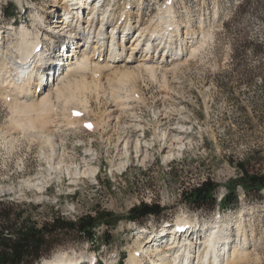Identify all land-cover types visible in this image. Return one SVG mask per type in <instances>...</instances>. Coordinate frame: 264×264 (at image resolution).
<instances>
[{
  "label": "rangeland",
  "instance_id": "374dc122",
  "mask_svg": "<svg viewBox=\"0 0 264 264\" xmlns=\"http://www.w3.org/2000/svg\"><path fill=\"white\" fill-rule=\"evenodd\" d=\"M61 1L0 0V36H10L9 31L18 34L25 27L36 42L45 34L47 41L42 53L58 49L64 34L61 37L60 33L47 31L42 20L47 24L48 18L53 16L48 13L50 6L56 2L61 6ZM167 1L105 0L111 12L108 14L105 8L101 11H107L112 24L129 14V25L135 28L137 22L140 28L149 29L151 23H158V14ZM172 1L173 20L190 32L183 37L187 48L201 42L194 54L180 56L173 67L161 65L154 69V75L144 68L133 70L135 73L125 71L123 74L119 69L103 72L96 78L100 83L98 88L92 89L94 92L84 89L85 93H81L82 89L78 88L79 94L72 86L71 90L76 92L71 94L65 88L57 99L51 98L52 103L44 107V113H41L43 106L41 111L35 106L39 111L35 108L21 112L20 104H17V113L15 102L0 92V200L38 206L35 218L40 221L53 213L73 220L93 214L96 209L111 212L117 220L114 229L107 233L110 245L103 242L107 239L102 237L106 229L100 228L93 243H67L46 259L53 258L57 252L75 251L94 255L96 264H127L130 254L137 251L138 236L144 240L139 247L153 241L152 249L164 247L173 241L169 239L178 237V245L188 238L201 239L190 253L182 248L181 254L186 257L175 258L176 264H196V249L201 246L202 252L203 240L207 237L213 239L215 250L210 255H216L220 234L218 222H224L235 234L244 231L247 244L241 248H246L245 264H264V190L259 198H248L237 187L238 206L223 212L217 209L210 213L193 211L182 198L183 192L205 180L217 184L219 196L226 191L229 182L239 177L241 168L249 173L264 174V80L260 75L246 78L240 74L257 71L263 60H255L247 51L245 66L239 68L231 58L236 40L264 43V0H244L247 2L244 6L243 0ZM58 10L60 12V8ZM5 11L12 12V16H5ZM138 11L139 16H134ZM123 25L124 22L121 27ZM132 27L129 29L135 32ZM116 32L115 49L118 51L120 42L124 45L129 37L123 40V34ZM85 35L83 33L81 39L84 40ZM93 43L95 41L88 39L86 42L85 39L89 52ZM129 43L130 39L125 44ZM8 44L0 41V63L8 58L7 66L8 61H12L8 55L13 54ZM106 46L108 44L103 49L106 50ZM152 49L151 56L157 62L164 55L170 60L167 48ZM129 51L123 47L122 54H116V61L126 59ZM99 55L105 56L108 52ZM63 59L71 60V56ZM131 62L126 64L139 63L137 60ZM59 69L47 77L61 73L64 65ZM44 81L46 83L45 78ZM47 85H50L48 81ZM45 88H37L36 93L41 95ZM69 98L75 102L70 103ZM84 102L88 103L80 107ZM75 112L79 116H75ZM40 113L45 114L40 115L44 117L41 121ZM43 119L49 123L40 124ZM85 121L92 127L85 128ZM140 127L143 130L139 132ZM138 137L142 139L146 157L143 160L142 156L135 158L134 155L125 158L122 154L124 142ZM124 161L127 165L118 170ZM87 165L96 168L95 177L78 175V168ZM141 203L158 205L164 211L160 217H148L143 225L128 222L129 210ZM179 220L182 221L177 226ZM175 226H183L185 232L176 236ZM224 243V247L227 246L228 242ZM190 255H194V263L190 262ZM225 255L228 256L227 249ZM89 260L82 261L88 264Z\"/></svg>",
  "mask_w": 264,
  "mask_h": 264
},
{
  "label": "bare ground",
  "instance_id": "6f19581e",
  "mask_svg": "<svg viewBox=\"0 0 264 264\" xmlns=\"http://www.w3.org/2000/svg\"><path fill=\"white\" fill-rule=\"evenodd\" d=\"M85 1H83V2H85L86 5H82L85 7V9L82 12L80 11L81 8H79L76 5L77 3L81 2L80 0L79 1L78 0H63L60 3L61 6L57 5V2H56L50 6V10L48 12L49 14L53 15L51 17L52 20H51V18L50 19L48 18L47 24H45V20H42V22L44 23V28L47 31H52V33H54L56 35L59 33L61 34L63 32H66V33H68L66 35V38L69 37L68 38L69 40H73V39L78 40L79 39L78 41H82L83 39H81V38H82L83 33H85V32H86V34L88 33V35H86V39H89L92 36L91 40L95 41V43H93L92 50L89 52V46H86L85 38H84L82 43L76 42L77 47H75V48L72 47L69 50V53L67 54V56L70 55L71 60L65 61L64 59H61V61L60 60L57 61L53 58H50L47 55H46V58H44V56H42V53L34 55L33 50H34L37 42L34 41L32 35H30L31 33L25 27H22L18 34H16V31H9L7 33L10 34V36H8V35L7 36H3V35L0 36L1 37L0 41H4V43H5V41L9 42V44L7 46H8V48H11V52L14 54V55L13 54L8 55V56H10V59H12V61L14 60V62L8 61V64H13V63L17 64V63H20L22 60L21 65H20L21 68L24 65L26 67H23V68L29 69L28 73L26 74V77L24 79H20V77H22V74H24V72L18 70L19 66L17 67V69H13L12 67L7 66L6 65V63H7L6 59H8V58H5L3 60V62L0 63V92L3 93L4 96L9 97L10 101L15 102L16 106H17V104L21 105V107H19V106L16 107V111H17L18 107H19V109L21 108L20 109L21 112H25L27 110L29 111V109L34 111L36 107L39 108V110H40V107L43 106V107H41L42 108L41 110H43L41 113H44V110L46 108L45 106H47L51 102V100H52L51 98L53 96H55V98L57 99L61 95V93H63V91H65V88L67 90H70L71 94H72V91H75L78 88L82 89V90H80L81 93H82V91H83V93H85L84 89H86L85 91L87 92L90 89L92 90L93 88H98L99 87L98 84L100 82L98 83L97 79L99 78L98 76L103 72H106V71L115 72L117 69H119L124 74L125 71L133 73L135 70H139L140 68H144L148 72H151L152 75H154L153 72H154L155 68H159L161 65L163 67H165V66L173 67L181 59L180 56H184L185 53L186 54H189V53L194 54L193 52H195L197 49L200 48V44H201L200 41L199 42L197 41V43L195 45L193 44V46L191 45V46H189V48H187L186 38H183V37L190 35V32H189V29L183 30L181 25L178 22H175L173 20L174 16L172 15V13H175V11H174V8L172 5V2H173L172 0H168L167 3L163 6L161 13L158 14V17L156 19V21H158V23H156L153 20L155 23H151V25L149 26L151 29L150 28L149 29L148 28L142 29V28H140V25H137V22H136V24H134L135 28H133L131 25L128 26L129 23L127 24V22H128L127 20L131 19V17L129 18V14H126L125 18L122 21H120V22L117 21V22H114V24H112L113 22L110 18V15L106 14L107 11H102V13L99 15L98 12L100 10L96 9L95 5L94 6L92 5L90 7L87 4L88 1L87 0H85ZM59 8H60V12L58 10ZM86 10H89V13H87ZM79 11H80V13H78ZM77 13H78V15H77ZM132 14H134V13H132ZM161 14L164 16L160 17ZM80 15H81L80 21L83 22V26L78 25L77 22H76V24H74L73 21L69 22L66 20V19H68L67 16H70V17L72 16L73 20H74V19H77V17H79ZM55 16H59L60 19L59 20H53ZM134 16H139V11L136 13V15L134 14ZM160 19L161 20L163 19L165 21H163V20L161 21ZM64 20H66V21H64ZM123 22H124V25H123V27H121V24ZM129 27H130V29L132 27L135 30L134 34L132 35L133 37L130 39L131 43L128 45V44H125V43H127V42H125L123 45L122 44L123 42L121 41L120 42L121 44H119L120 49H122V50H123V47L126 48V50L130 49L129 55L124 60L120 58V61L118 62V61H116L115 56H116V54H122V52H121L122 50L119 49L118 51H116V49H115V45H117L115 43V35H117V34H115V31H117L116 33H125V35H127L129 30H130ZM159 27H161V29H158ZM103 29H105L104 32H103ZM9 30H12V29H9ZM102 35L108 36L109 39L111 40L110 41L111 43L109 42L108 47L106 46L107 47L106 50H105V48L103 49L104 45H103V41L101 40ZM13 36H15L14 39H13ZM93 37H96L97 39H95ZM141 37L143 38L142 40L140 39ZM15 38H16V40H15ZM202 38H204V37H202ZM141 42H142V47L144 46V49H143L144 51L140 56L137 57L136 56L137 54L135 55L134 53L136 52L137 48L141 45ZM148 43H150V47H148V45H147ZM159 46H160V49H163V47L167 48V50L169 51L168 53L170 54V56H169L170 60H168V58L166 59L167 56H165V55H164V57L161 56V60L158 62L156 60H154L153 56H151L150 50L152 49V47H154L152 50L157 51ZM103 51L108 52V55H105V56L101 55L100 56L99 54ZM132 51H133V54H132ZM131 56H133L135 59H131L130 58ZM27 57L29 58L28 61L26 59ZM135 60L139 61V63L136 65L135 64L134 65L126 64L129 62L132 63L131 61H135ZM166 60H168V61H166ZM120 62H121V64H120ZM63 65H64V69L62 70L61 73H57L53 78L47 77V76H49L50 72L55 74L54 72H56V70L59 69L60 66H63ZM22 70H24V69H22ZM59 70H61V69H59ZM47 71H49V72L47 73ZM20 73H22V74H20ZM129 74H127V75H129ZM45 75H46V77H44ZM107 76H109V75H107ZM123 76H121V77H123ZM44 78L46 79V83L44 81ZM47 81L50 83V85H47ZM99 81H101V80H99ZM72 86H74L75 90H71ZM95 86H97V87H95ZM39 87L40 88L46 87L47 89L45 88L40 95V93L39 94L36 93L37 88H39ZM76 91L78 92V90H76ZM80 92H78V93L80 94ZM92 92H94V91L92 90ZM95 95H96V93H95ZM69 99H71V98H69ZM83 101H85V100H83ZM83 101H81V102H83ZM67 102L68 101H66V103ZM72 102H75V101H73V99H71L70 103H72ZM66 103L64 105H66ZM87 103L88 102H86V104ZM76 104H78V103L76 102ZM82 104L86 105L84 102V103H81V105H79V106L81 107ZM74 105H75V103H74ZM116 105H118V104H116ZM51 106H53V105H51ZM82 107H84V106H82ZM32 108H34V109H32ZM37 108H36V110H38ZM55 109H56V107H55ZM74 110L76 111L77 108L75 107ZM79 110H81V109H79ZM124 111H125V109H124ZM17 113H18V111H17ZM32 113H34V112H32ZM41 113L39 114V117H38L39 120H40L41 116L45 115V114L41 115ZM24 115H26V114H24ZM42 118H44V117H42ZM49 119L50 118H48V120ZM43 120L44 121L40 124L49 123V122L45 123V121H47L46 119H43ZM74 121H76V119ZM33 122L34 123H32V121H31L32 124H35V120H33ZM68 124H71V123H68ZM68 124H66V125H68ZM69 126H71V125H69ZM50 127H51V125H50ZM141 130H143V127H140L138 131L140 132ZM142 143H143L142 139H140L139 137L136 138L134 141L133 140L132 141L126 140L122 146V150H123L122 154L124 155L125 158H128L132 155H134L135 158L142 156L143 157L142 160H143L146 157V155L144 154ZM126 165H127V161H124L122 164H120V166L117 169L121 170ZM78 175H82V176L83 175H90L91 177H95L96 168L90 167L88 165L86 167L81 166L78 168ZM181 221L182 220L177 221V226L180 225ZM218 223H219V231L218 232H220V234H218V241H217L218 243L217 244L219 245V247L216 248L217 249L216 255L213 258L208 253V247L213 244V239L211 241V237H207L203 240L204 242H203L202 252L201 253L198 252V254L195 257L197 259L196 264H216V263L217 264H245L247 252L245 251L246 248H241V245L243 246V245L247 244V237H246L244 231L239 230V233L235 234V233H233V229L229 228L226 225L224 226V222H218ZM176 236H177V234H176ZM141 238H142V236L137 237V239L135 241V243L138 244V247L136 248L137 251L134 254H132V253L130 254V256L127 260V264H173L172 261H175V258L177 256L181 257L182 248H184L185 252L190 253L192 249L195 250V248L197 247V244L201 241V239L194 241L191 238H188L189 240L187 242H185L181 245H178V243H177L178 237H176L175 239H172V238L169 239V240H173V241H171L168 245H166L164 247L152 249L153 248L152 244L154 243L153 241H152V243L147 241L145 243L144 247H139L144 242V240L141 241ZM225 241L228 243H227V246L224 247ZM212 246H214V245H212ZM200 247L201 246H199V248H198L199 250H200ZM220 247L222 249H219ZM226 249L228 250V256L225 255ZM200 255H201V257H200ZM225 256H227V257H225ZM52 257L53 258L45 259L41 264H58V263L59 264H78L79 261L85 260V258L90 259L89 261H87L88 264H90V263L93 264L95 259H96V257L94 255H91V254L87 255L86 252L77 253L75 251H71L70 253L57 252ZM192 258H194V255H193V257L192 256L190 257V262L194 263ZM180 262H183V260H181ZM82 264H85V261H82ZM110 264H113V262H111Z\"/></svg>",
  "mask_w": 264,
  "mask_h": 264
},
{
  "label": "trees",
  "instance_id": "16d2710c",
  "mask_svg": "<svg viewBox=\"0 0 264 264\" xmlns=\"http://www.w3.org/2000/svg\"><path fill=\"white\" fill-rule=\"evenodd\" d=\"M247 2L243 0V6ZM5 16L11 17L12 12L5 11ZM232 49V62L243 68L247 51L257 61H262L257 66V71H243L244 77L260 75L264 80V43L254 40L239 39L235 41ZM240 169V168H239ZM240 175L233 182H229L223 197L218 201L217 184L205 180L197 187L182 193L184 202L193 211L214 212L233 210L239 204V195L236 191L240 187L243 195L248 198H259L264 190V174L249 173L243 168ZM38 206L32 204H19L0 200V264H38L49 257L56 249L67 243H93L97 238L96 231L100 228L103 242L111 244L107 233L116 225L115 216L105 210H94L93 214H85L73 220L63 218L53 213L43 221L36 219ZM163 208L158 205L141 203L132 207L127 215L128 222L143 225L151 216L160 217Z\"/></svg>",
  "mask_w": 264,
  "mask_h": 264
}]
</instances>
